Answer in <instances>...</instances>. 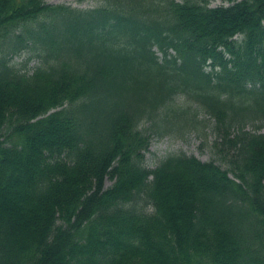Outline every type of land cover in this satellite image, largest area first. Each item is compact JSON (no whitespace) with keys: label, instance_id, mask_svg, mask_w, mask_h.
I'll return each instance as SVG.
<instances>
[{"label":"trees","instance_id":"16d2710c","mask_svg":"<svg viewBox=\"0 0 264 264\" xmlns=\"http://www.w3.org/2000/svg\"><path fill=\"white\" fill-rule=\"evenodd\" d=\"M98 1L0 0V264H264V0ZM180 96L228 170L143 166Z\"/></svg>","mask_w":264,"mask_h":264},{"label":"rangeland","instance_id":"374dc122","mask_svg":"<svg viewBox=\"0 0 264 264\" xmlns=\"http://www.w3.org/2000/svg\"><path fill=\"white\" fill-rule=\"evenodd\" d=\"M52 5H69L80 9H91L100 4L98 0H42ZM179 1V0H178ZM228 2L224 0H215L211 2L212 7L227 6ZM159 55V53H157ZM11 63L20 69L25 64V68L22 72H30L37 64L38 58L34 57V53L29 51H23L12 58ZM184 98H177L176 102H183ZM192 109L199 111V116L196 118L199 129L191 131L179 136L163 135L154 136L150 140L148 150L144 153L143 166L147 169H154L163 159L168 156L176 154H185L194 156L197 159L208 162L214 161L222 169H227L228 165L224 161L223 154L217 151L215 143L217 138L215 132L212 131L214 127V119L205 115L203 110L199 106L193 104ZM193 123V117L191 112H187L184 115H173L169 117L167 122L159 125L160 131L170 133L184 132ZM247 130L254 132L255 128L252 125H248ZM260 133H264V128L259 129ZM232 176V175H230ZM112 181L105 180V186H110Z\"/></svg>","mask_w":264,"mask_h":264}]
</instances>
